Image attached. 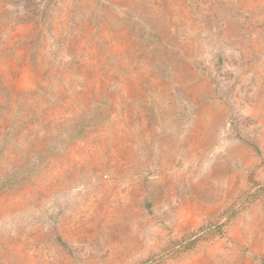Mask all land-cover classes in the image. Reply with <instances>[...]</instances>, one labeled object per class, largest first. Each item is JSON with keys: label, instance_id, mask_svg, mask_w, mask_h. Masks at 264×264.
Returning <instances> with one entry per match:
<instances>
[{"label": "rangeland", "instance_id": "obj_1", "mask_svg": "<svg viewBox=\"0 0 264 264\" xmlns=\"http://www.w3.org/2000/svg\"><path fill=\"white\" fill-rule=\"evenodd\" d=\"M0 264H264V0H0Z\"/></svg>", "mask_w": 264, "mask_h": 264}]
</instances>
